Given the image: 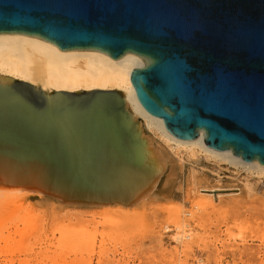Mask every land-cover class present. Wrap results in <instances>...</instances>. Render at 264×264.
<instances>
[{
	"label": "water",
	"instance_id": "95a60500",
	"mask_svg": "<svg viewBox=\"0 0 264 264\" xmlns=\"http://www.w3.org/2000/svg\"><path fill=\"white\" fill-rule=\"evenodd\" d=\"M0 34L115 60L136 54L145 61L130 73L136 96L171 134L203 132L212 149L264 165V0H0ZM111 93L118 99L62 94L46 104L26 82H0V151L45 154L52 171L81 177L71 161L82 159L85 171L113 160L93 142L102 131L114 137L116 162L131 164L132 113L120 90ZM98 95L102 103L89 106Z\"/></svg>",
	"mask_w": 264,
	"mask_h": 264
},
{
	"label": "rangeland",
	"instance_id": "374dc122",
	"mask_svg": "<svg viewBox=\"0 0 264 264\" xmlns=\"http://www.w3.org/2000/svg\"><path fill=\"white\" fill-rule=\"evenodd\" d=\"M140 126L171 160L146 204L26 198L0 214V264H264V173L199 147L173 151Z\"/></svg>",
	"mask_w": 264,
	"mask_h": 264
},
{
	"label": "bare ground",
	"instance_id": "6f19581e",
	"mask_svg": "<svg viewBox=\"0 0 264 264\" xmlns=\"http://www.w3.org/2000/svg\"><path fill=\"white\" fill-rule=\"evenodd\" d=\"M143 66L145 61L133 53H127L115 60L99 51H62L56 45L40 38L22 34H0L1 83L26 82L46 104H50L62 94L82 96L102 92L109 98L113 94L111 91L120 90L124 92L126 106L132 113L128 128L131 130L130 127L133 126V141L136 148L139 145L134 158L131 159L133 162L123 165L122 162H116L115 154L111 153L115 142L111 133L95 132L93 142L97 146L98 155L106 153L113 160L103 168L87 164L85 171H79L83 169L82 159L71 161L74 172L81 177L71 176L72 171H52L46 162L49 157L45 154L42 155L46 161H42L30 154L18 156L1 150L0 214L5 213L12 204L33 197L53 196L61 205H115L123 211L146 204L170 171L171 160L167 153L144 133L140 124L137 127L132 125L139 117L145 121L151 132L159 133L173 151L192 154L199 147L212 156L264 173V165L258 160L247 162L235 156L231 150L210 149L204 142L203 132L195 140H184L171 134L161 119L152 116L143 108L131 84V71ZM105 95L95 96L89 106L100 105ZM114 98L118 99V95ZM114 98L111 97L110 102L115 100ZM44 133L45 131L41 135ZM94 170L95 174L91 175ZM210 202L213 205V202ZM178 212L171 213L176 221L180 218ZM168 225L165 227H169ZM183 226L185 227V224H182ZM175 238L176 242H181L183 239H189V236L186 235L182 239L180 233Z\"/></svg>",
	"mask_w": 264,
	"mask_h": 264
}]
</instances>
